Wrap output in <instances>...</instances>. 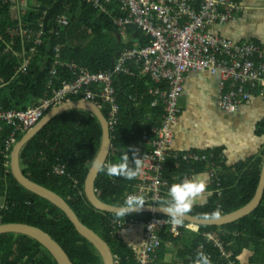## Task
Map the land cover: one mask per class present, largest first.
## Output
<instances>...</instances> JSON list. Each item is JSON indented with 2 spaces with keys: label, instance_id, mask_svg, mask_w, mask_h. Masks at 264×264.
Listing matches in <instances>:
<instances>
[{
  "label": "trees",
  "instance_id": "trees-1",
  "mask_svg": "<svg viewBox=\"0 0 264 264\" xmlns=\"http://www.w3.org/2000/svg\"><path fill=\"white\" fill-rule=\"evenodd\" d=\"M34 1L39 5L37 9L45 11L43 45L25 74L16 75L17 57L12 53L0 52V106L5 110H25L37 100L50 95L47 88L48 71L55 58L56 47L60 48L61 61L74 62L96 74L113 71L123 50L150 45V37L135 25L114 24L115 17L119 15V0H113L104 12L95 9L88 0ZM233 2L241 5L239 0ZM12 13L10 5L1 7L0 37L8 26L14 24ZM64 14L68 16V22L59 28L54 18ZM40 15L41 12H24L23 18L30 23ZM55 32L59 35H55ZM252 41L263 44L253 39L239 43ZM1 45L0 41V49ZM129 69L133 73L131 76L114 74L112 85L116 89L119 105L118 122L110 132L112 148L104 167L118 163L124 151L131 164L133 152L129 149L141 145L142 136L159 125L162 119L161 108L153 107L147 95L151 82L147 77H141L136 68ZM58 75L62 79H73L65 69H58ZM80 99L72 97L70 100ZM103 114L108 117L104 107ZM12 130L4 124L0 131V151L6 154V157L0 155V202L6 203V209L0 210V225L19 223L36 227L62 247L72 264H102L93 246L77 233L58 207L27 191L14 179L10 171V154L27 131L16 132L15 142L7 151L6 143ZM255 136L264 138V118L257 124ZM101 137L100 124L93 115L84 111L64 112L24 146L20 153L21 170L29 180L62 197L79 220L98 234L111 253L119 257L120 264H137L136 252L119 237L123 229L114 228L113 222H147L154 215L129 214L124 219L118 214L99 211L92 207L83 192L84 181L100 148ZM143 147L150 148L146 145ZM178 152L205 155L207 159L194 161L169 157L162 174L171 184L186 177L203 178L201 173L210 176L202 196L204 201L191 206L187 214L200 219L217 218V212L218 217L229 214L253 198L260 180L264 149L234 165L225 162L223 147ZM57 167H62L64 173L57 174ZM137 185V178L127 180L99 171L94 188L99 200L120 206ZM157 205L164 207L163 201ZM181 224L189 223L182 220ZM179 231L178 236L171 235L168 228L160 232L161 243L150 254L147 264H194L199 252L205 253L212 264H264V192L256 210L234 223L220 227L199 226L196 232L180 227ZM207 233H212L222 242V250L206 240ZM244 252H247V256L243 255ZM168 257L169 260H166ZM0 264L56 263L33 239L18 234H1Z\"/></svg>",
  "mask_w": 264,
  "mask_h": 264
},
{
  "label": "built area",
  "instance_id": "built-area-1",
  "mask_svg": "<svg viewBox=\"0 0 264 264\" xmlns=\"http://www.w3.org/2000/svg\"><path fill=\"white\" fill-rule=\"evenodd\" d=\"M88 1L95 9L104 12L113 0ZM3 5L12 7L14 24L8 26L0 37V52L13 53L18 58L16 74H25L43 45L45 11L37 9L39 5L34 0H0V9ZM117 8L119 15L114 24L135 25L150 37V45L123 50L113 71L96 74L74 62L61 61L60 48L56 47L48 71L50 95L25 110H5L0 106V131L4 124L13 129L6 143L8 151L15 142L16 132L30 130L51 108L70 102L72 97H81L80 100L92 102L102 111L103 107L107 110L106 119L111 132L117 126L119 112L116 89L112 85L114 74L131 76L133 73L129 67H134L141 77H147L151 82L147 95L153 107L161 108L162 119L159 125L142 136L141 145L133 148L142 165L136 177L138 185L126 198L140 196L148 205H156L168 198V189L172 185L162 174L169 157L194 161L207 159L205 155L178 152L173 145V126L179 119L178 103L186 75L201 71L217 76V105L225 112H233L252 98H264V44L254 41L241 44L215 32L214 27L234 21L243 10L242 5L233 0H119ZM24 12H41V15L29 23L24 21ZM67 22L66 14L54 18L59 28ZM55 35L59 33L55 32ZM58 69H65L73 79H62ZM55 172L63 174L64 169L57 167ZM2 209H6V203L1 201ZM133 224L143 227V244L135 254L137 264L149 262L150 254L161 243L163 229L168 228L173 236L180 235V227L198 230V227L174 224L169 217L153 216L147 222H113L114 228L122 229ZM205 237L222 250V242L212 233ZM113 264H120L116 255H113Z\"/></svg>",
  "mask_w": 264,
  "mask_h": 264
},
{
  "label": "crops",
  "instance_id": "crops-1",
  "mask_svg": "<svg viewBox=\"0 0 264 264\" xmlns=\"http://www.w3.org/2000/svg\"><path fill=\"white\" fill-rule=\"evenodd\" d=\"M239 1L243 10L237 18L214 27L215 32L236 42L253 39L264 44V0ZM218 95L217 76L201 71L186 75L178 103L180 116L173 126V145L179 151L223 147L225 162L234 165L264 149V138L255 136L257 124L264 118V98H252L235 111L225 112L217 105ZM203 201L197 198L191 206ZM119 237L137 252L143 244V227L130 225Z\"/></svg>",
  "mask_w": 264,
  "mask_h": 264
},
{
  "label": "water",
  "instance_id": "water-1",
  "mask_svg": "<svg viewBox=\"0 0 264 264\" xmlns=\"http://www.w3.org/2000/svg\"><path fill=\"white\" fill-rule=\"evenodd\" d=\"M117 38L120 41L119 35L117 36ZM68 111H84L93 115L97 119L101 127L102 137H101L100 148L93 162H95L97 165L102 164L103 166H105L112 148L107 119L104 116L103 111L100 110L97 107V105L89 101L78 100V101L66 102L50 109L34 127H32L23 135V137L12 148L10 154V171L14 179L17 181V183L21 185L24 189L47 200L49 203L58 207L65 214V216L74 226L77 233L81 237L86 239L93 246L97 255L100 257L102 264H113V254L111 253L106 242L98 234H96L94 231L89 229L79 220L76 213L67 204V202L62 197L57 195L55 192L29 180L21 170L20 153L24 148V146L56 116ZM98 173L99 171H97L93 167V163H92L84 181V186H83L84 195L87 201L92 205L94 209L107 213L117 214L114 212V208L118 206H112L106 204L101 200H99L98 197L96 196L94 184L98 176ZM263 192H264V159L261 167L260 180L256 192L253 198L246 205L229 214L217 218L200 219L195 216L185 214L182 220L196 227L199 226L220 227L223 225L234 223L250 215L252 212L256 210L262 199ZM158 208H163V206L148 205L145 206V208L139 213H150L153 215L167 216L165 213L158 210ZM131 214H138V213L133 212ZM1 234H18V235L26 236L30 239H33L35 242L39 243L46 250V252H48L51 255V257L54 259L56 264H72L68 256L62 249V247L57 242H55L47 233L43 232L42 230L36 227H32L26 224H19V223L1 224L0 235Z\"/></svg>",
  "mask_w": 264,
  "mask_h": 264
},
{
  "label": "clouds",
  "instance_id": "clouds-1",
  "mask_svg": "<svg viewBox=\"0 0 264 264\" xmlns=\"http://www.w3.org/2000/svg\"><path fill=\"white\" fill-rule=\"evenodd\" d=\"M8 54L10 53L8 52ZM15 72H16V68H15ZM129 151L133 152V158L131 164L129 163V156L127 152L124 151L118 163L110 164L107 167H104L102 164L97 165L95 162H93V167L97 171H105L108 175L111 176H119L127 180L135 179L137 175L140 174L142 161L140 158H136L135 150L129 149ZM200 175L203 178H197L196 176L186 177L182 179L180 182L173 183L172 185H170L167 193L168 198L163 201L164 207L158 208V210L162 211L168 217H170L171 221L174 224L180 225L182 223L183 216L190 211L193 201L197 198L202 197L203 194L205 193V190L207 188L208 177L203 173H201ZM145 206H148V204L146 203L143 197L129 196L124 200L122 205L114 208V212L117 213L118 215L123 216L125 219L127 215L133 212L135 213L141 212L145 208ZM218 214L219 213L217 212L216 213L217 217ZM192 227H196V226H192ZM191 231L195 232L194 230ZM194 264H212V262L211 259L205 253L199 252L197 253V258L195 259Z\"/></svg>",
  "mask_w": 264,
  "mask_h": 264
},
{
  "label": "flooded vegetation",
  "instance_id": "flooded-vegetation-1",
  "mask_svg": "<svg viewBox=\"0 0 264 264\" xmlns=\"http://www.w3.org/2000/svg\"><path fill=\"white\" fill-rule=\"evenodd\" d=\"M169 218H170V217H169ZM188 226H191V227H192V226H194V225H192V224H188Z\"/></svg>",
  "mask_w": 264,
  "mask_h": 264
},
{
  "label": "rangeland",
  "instance_id": "rangeland-1",
  "mask_svg": "<svg viewBox=\"0 0 264 264\" xmlns=\"http://www.w3.org/2000/svg\"><path fill=\"white\" fill-rule=\"evenodd\" d=\"M241 258V257H240ZM168 259H169V257H168ZM166 260H167V258H166Z\"/></svg>",
  "mask_w": 264,
  "mask_h": 264
}]
</instances>
